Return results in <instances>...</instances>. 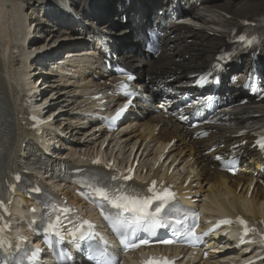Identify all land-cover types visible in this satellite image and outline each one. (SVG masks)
I'll list each match as a JSON object with an SVG mask.
<instances>
[{
	"label": "bare ground",
	"instance_id": "bare-ground-1",
	"mask_svg": "<svg viewBox=\"0 0 264 264\" xmlns=\"http://www.w3.org/2000/svg\"><path fill=\"white\" fill-rule=\"evenodd\" d=\"M200 1L202 5L197 11L205 15L204 20L198 21L200 28L174 27L172 31L176 37L163 40L161 55L151 63L145 59L139 42L145 40V31L151 17L156 16L158 10H163L161 0H131L130 7H122L124 11L129 9V13L132 12V17L128 16L129 22L125 25L118 20L117 0H70V6L77 8V15L87 14L100 21L102 24L100 28H103V25L109 26V34L116 41V51L113 52L118 55L121 63L138 74V79L141 80L145 76L148 83H151V79H161L162 76L174 78L165 86L183 92L189 82L187 76L206 68L214 60L218 50L226 46L231 32H240L245 21L254 19L264 21V0ZM33 14L37 17L39 14L43 15L46 19L41 18L40 22L35 23ZM62 18L63 9L59 7V0H0V102L11 112V116L14 115L10 123L5 120L13 129L9 156L11 165L14 164L17 168L19 159H23V154L17 158L18 152L22 146L27 147L32 141L31 134L22 125L21 116L27 112L21 103L22 96L24 93L31 94V91L45 87L41 90V96L45 100L36 102L35 106L46 104L43 110L44 119L53 117L46 127L52 125L53 129L62 132L56 141L61 150L57 155L55 153L54 158L64 155L70 161L75 156L81 163H86L90 156L96 157L97 154L101 159L113 156L116 163L123 164L130 163L131 157L134 156L138 158L141 170L147 168L144 179H153L162 172L164 179L169 181L173 179L183 186L188 181L183 190L188 191V195L193 198L199 194L197 206L206 208L212 217L241 215L251 220L264 221L263 175L259 180L252 176V173L257 171L258 164L255 166L254 160L248 161L246 172L232 178L215 169L212 157L219 149L215 153L204 155V151L216 143L228 146L240 144L244 138L232 140V136L241 131L245 133L264 127V104L245 105L235 109L228 121L234 122V125L212 127L214 133L201 141L193 140L190 131L180 128L185 126L178 125L170 116L171 109L168 104L162 102L161 106L159 103L153 107L139 106L142 107L139 113L130 112L118 130L119 136L100 152L102 145L100 131L94 132L91 124L84 122L80 116L82 111H86L83 96L86 89L91 86L92 77L98 72L89 69L86 64L91 59L86 55L91 52L83 50L80 43H66L72 42L75 37L69 29L59 31L58 23ZM65 22L62 21V24ZM41 24H44V27ZM83 24L88 25L85 32L90 34L92 24L87 21H83ZM220 24L221 31L225 29L222 33H216L210 28L218 27ZM60 33H63L61 37L58 36ZM37 38L39 39L36 40ZM188 39L191 40L190 43L187 42ZM63 51H70L72 56L80 60V69L84 73L81 77L83 83L73 80H68L65 84L58 83L57 76L60 75L55 67L57 64L68 62H63L62 58L55 61L52 58L46 60L53 61L49 64H36L43 55L52 56L59 53L60 57ZM263 60L262 48L259 62ZM46 65L51 66L52 70L46 68ZM247 66L248 62L242 67ZM241 82L238 81L239 85ZM34 95L35 92L31 94L33 97ZM164 109L167 112H164ZM72 131L81 138L72 136L70 134ZM63 135L67 138L66 144L61 143ZM244 136L247 137V134ZM174 140L176 143L165 154L163 163L153 170L152 159L158 156V153L160 156L165 147ZM238 149L246 150L247 145H241ZM250 155L248 153V156ZM246 160L242 157V162ZM170 169L172 171L169 174ZM138 171L139 168H136V172ZM33 179L37 182H48L46 175L41 173L34 175ZM61 191L71 202H77L67 187ZM22 205L23 203L18 204L20 207ZM242 256L243 250L215 251L211 258L213 262L208 260L199 264H221L227 257L239 259Z\"/></svg>",
	"mask_w": 264,
	"mask_h": 264
},
{
	"label": "snow or ice",
	"instance_id": "snow-or-ice-1",
	"mask_svg": "<svg viewBox=\"0 0 264 264\" xmlns=\"http://www.w3.org/2000/svg\"><path fill=\"white\" fill-rule=\"evenodd\" d=\"M237 42L244 47H252L256 43V38H247L244 35L238 37ZM217 67L218 66H214ZM219 70V69H218ZM254 73H248L249 84L246 87L251 86V80ZM133 79V77H129ZM235 81V77L233 78ZM199 86V82H197ZM128 104H125L124 108L119 109L116 115L112 118L113 120L118 119L123 112L127 109ZM258 146L264 150V136L257 141ZM220 159V157H217ZM94 164H99V160H94ZM111 167V165H108ZM78 172L81 170H77ZM15 180H20V175H15ZM131 180V175H120L111 176L106 178L97 177L93 173H85L80 180L81 188H87L88 192H81L82 196L86 198H92L94 201H99L102 204V215H105V219L109 220L110 226L113 231L116 232L121 244L124 246L125 250L129 248L138 247L140 244H147L149 241L147 239L137 240L136 234L138 232H151L157 230L161 227H172L174 222L176 225H180L183 221L179 216V210L177 209V215H173L172 209L169 207L173 200V193L168 191L166 188L157 187L155 181L152 182L146 190H138L131 185L120 183V181ZM30 191H35L37 193L41 192V189L34 188ZM104 207H110V209L115 210L110 215H106L104 212ZM0 209H4V204L0 201ZM168 209V211H165ZM6 211V210H5ZM71 210L66 207H60L56 205L52 207L51 212L47 215V219L42 218L41 225L38 226V231H43L46 238V243L49 239L54 238L55 241L64 242L65 237H70L73 242L91 240V234L85 235L84 225L89 228L92 226L84 221L82 224L72 223L70 217L67 216ZM67 220L68 223L72 224L71 228H68L64 221ZM237 222L244 226V232L247 234L249 231H254L246 221L242 218H237ZM35 224V222H33ZM221 223H232L231 221H223ZM186 231L184 235L193 236L194 234L187 230V225H185ZM4 231L3 227H0V233ZM178 229H173V235H180ZM264 235V234H262ZM199 239V238H195ZM165 244L173 243L172 240L161 241ZM3 244V239L0 238V245ZM89 259L93 261V264H117L114 262L110 255L107 253L106 248H101L96 246L92 248ZM33 255H36L34 252ZM27 257V254H25ZM153 260L159 262L163 261V264H172L170 261H164L163 258H152ZM70 257L65 255V264H68ZM31 264V260L28 261Z\"/></svg>",
	"mask_w": 264,
	"mask_h": 264
},
{
	"label": "rangeland",
	"instance_id": "rangeland-1",
	"mask_svg": "<svg viewBox=\"0 0 264 264\" xmlns=\"http://www.w3.org/2000/svg\"><path fill=\"white\" fill-rule=\"evenodd\" d=\"M97 6H99V4H97ZM112 8H114V1H113V6H112ZM39 11V10H38ZM37 14V13H36ZM35 14H33V16H34ZM38 15V14H37ZM37 15H35L34 16V18H33V22H35V23H37L38 21L40 22L41 21V18H44L43 17V15H40L39 14V16L37 17ZM40 18V19H39ZM44 19H46V18H44ZM207 19H211V18H207ZM122 25H124V24H122ZM41 26L42 27H44V24H41ZM210 28H212V29H217V30H215V32L216 33H222L223 31H221L222 30V28H221V24L218 26V27H216V26H214V27H210ZM40 29H42V28H40ZM37 30V29H36ZM36 32H34V34H35ZM62 34L63 33H60L58 36L60 37V36H62ZM141 49V48H140ZM72 136H74L75 138H81V136L80 135H75V133H74V131H72Z\"/></svg>",
	"mask_w": 264,
	"mask_h": 264
}]
</instances>
